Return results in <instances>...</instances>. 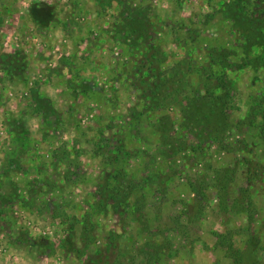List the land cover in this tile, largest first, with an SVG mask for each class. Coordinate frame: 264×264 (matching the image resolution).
I'll use <instances>...</instances> for the list:
<instances>
[{
    "label": "rangeland",
    "instance_id": "obj_1",
    "mask_svg": "<svg viewBox=\"0 0 264 264\" xmlns=\"http://www.w3.org/2000/svg\"><path fill=\"white\" fill-rule=\"evenodd\" d=\"M0 264H264V0H0Z\"/></svg>",
    "mask_w": 264,
    "mask_h": 264
},
{
    "label": "trees",
    "instance_id": "obj_2",
    "mask_svg": "<svg viewBox=\"0 0 264 264\" xmlns=\"http://www.w3.org/2000/svg\"><path fill=\"white\" fill-rule=\"evenodd\" d=\"M239 163H236L234 166H237ZM233 166V168L235 169V167ZM250 166V165H249ZM247 167V171H246V176L248 177V182H254L253 180V178L255 177V175H251V169H250V167ZM235 170H233V169H231V168H229V167H227L226 168V171H225V174H230V178H234V176H235ZM236 201L239 203V202H245V201H248L249 202V204H251V201H252V199H251V194H250V190L249 189H241V191H240V197L239 198H237L236 199Z\"/></svg>",
    "mask_w": 264,
    "mask_h": 264
}]
</instances>
